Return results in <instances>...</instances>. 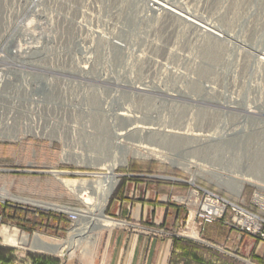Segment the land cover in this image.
Returning <instances> with one entry per match:
<instances>
[{
    "label": "rangeland",
    "instance_id": "obj_1",
    "mask_svg": "<svg viewBox=\"0 0 264 264\" xmlns=\"http://www.w3.org/2000/svg\"><path fill=\"white\" fill-rule=\"evenodd\" d=\"M160 1L224 38L151 12L141 0H0V25L10 29L2 39L72 43L80 65L86 58L93 71L73 99L74 110L48 113L59 125L46 127L45 136L0 139V190L23 200L0 198V246L13 251L14 264H32L28 255L48 264H98L110 233L125 226L140 231L112 215L118 201L130 193L133 200L139 184L179 189L174 203L197 191L248 208L254 192L264 194V177L246 175V166L261 163L253 156L264 150V0ZM205 149L215 153L206 156ZM112 164L117 182L102 215L119 226L89 231L61 256L4 244L3 228L68 241L80 220L71 223L69 214L89 207L62 181L102 180ZM216 176L245 182L236 193ZM178 205L193 215L181 235L204 242L195 225L206 222L197 224L196 207ZM229 219L226 212L216 222L233 229ZM232 256L246 264L237 252ZM246 262L264 264V257Z\"/></svg>",
    "mask_w": 264,
    "mask_h": 264
},
{
    "label": "built area",
    "instance_id": "obj_2",
    "mask_svg": "<svg viewBox=\"0 0 264 264\" xmlns=\"http://www.w3.org/2000/svg\"><path fill=\"white\" fill-rule=\"evenodd\" d=\"M9 30L7 24L0 25V139H39L47 133L46 127L59 125L52 123L49 112L56 115L64 108L75 109L73 99L83 84L87 87L93 71L86 58L85 65H80L77 47L72 43L2 39ZM41 110L45 114L41 115ZM175 201L196 207L194 215L199 226L221 221L229 212L226 225L264 244V194L254 192L248 208L209 192L199 197L197 191H192L190 197ZM191 213L185 228L192 220ZM69 217L71 223L79 218L77 212Z\"/></svg>",
    "mask_w": 264,
    "mask_h": 264
},
{
    "label": "crops",
    "instance_id": "obj_3",
    "mask_svg": "<svg viewBox=\"0 0 264 264\" xmlns=\"http://www.w3.org/2000/svg\"><path fill=\"white\" fill-rule=\"evenodd\" d=\"M134 192L133 200L130 193L127 199L117 202L112 215L129 225H138L140 231L125 226L110 233L98 264H237L232 256L235 252L246 260L264 257L263 243L219 222H206L202 228L195 225L204 242L181 235L189 211L172 201L180 196L179 189L139 184ZM155 231H164L166 236L149 233Z\"/></svg>",
    "mask_w": 264,
    "mask_h": 264
},
{
    "label": "bare ground",
    "instance_id": "obj_4",
    "mask_svg": "<svg viewBox=\"0 0 264 264\" xmlns=\"http://www.w3.org/2000/svg\"><path fill=\"white\" fill-rule=\"evenodd\" d=\"M141 1L145 2L149 6V9L151 12H154V13L161 12L175 19L184 20L187 23H189L191 26H193L196 30L202 33H205L216 40L224 38L223 35L220 34V32L216 31L211 26L207 24H200V23L195 22V20L193 21V20L188 19L181 12L168 6L166 3L161 2L160 0H141ZM140 91H143V90H140ZM149 140H152V139L149 138ZM174 142L171 143L172 146H176L175 144L177 143H174ZM141 144H145L149 147H152V148L144 147V150L149 149V150L156 151L155 147L151 143H141ZM207 149H205V151H202L201 153L206 156L215 153L214 149H209V150ZM260 152L261 154L260 153L255 154L253 157L261 160V163L260 164L256 163L257 165L255 166L253 165L246 166V175L253 179H259L257 178L256 175H261L264 177V150L261 149ZM134 156L144 157L143 154L141 153H136L134 154ZM118 162L124 163L125 161L119 160L117 161V163ZM115 166H116L115 164L107 165L106 166V169L108 171L107 174H105V176L101 178L102 180H98L96 182L76 183L73 181H62L63 185L69 188V190L72 193H74L76 197L78 196L79 199L83 198L82 202L85 203L89 207L87 208V210L77 211L78 216L80 217V220L78 224L70 232V237H69L70 239L68 241L51 239L49 237H46L43 235H37V234L30 238L28 236L21 235L17 230H10L8 228H3L1 235L4 239V244L9 247H16V248H21V249H23L24 247H28L29 250L35 251L38 253L61 256L66 247L70 246L73 241H76L77 238L80 239V237H82L89 231L97 230L101 228L109 229V228H114L116 226H119L120 225L119 223L113 220L104 218L102 215L107 199L111 195V192L114 189L116 182H117L115 176L112 174V171L115 168ZM185 169H188V168H185ZM216 179L222 182L223 184H230L231 187L233 188V191L236 193H239L241 191L242 186L245 182L244 179H241V180L233 179L232 180L229 177H220V176H216ZM87 192H88V195L84 197L83 195L84 194L86 195ZM0 198L2 200H5L7 198L16 199L4 193L3 190H0ZM16 200L23 201L20 199H16ZM32 203L34 205L43 206L47 209H52V210H63V211L70 210L68 208H63V207H59V206H55L51 204H40V203H35V202H32ZM193 237H196V234H193Z\"/></svg>",
    "mask_w": 264,
    "mask_h": 264
},
{
    "label": "trees",
    "instance_id": "obj_5",
    "mask_svg": "<svg viewBox=\"0 0 264 264\" xmlns=\"http://www.w3.org/2000/svg\"><path fill=\"white\" fill-rule=\"evenodd\" d=\"M29 224H31L30 221H27ZM174 246H176L177 241H173ZM30 260L32 261V264H48L45 260V258L41 256H34V255H28ZM17 261L16 257L13 254V251H11L8 248L0 246V264H14Z\"/></svg>",
    "mask_w": 264,
    "mask_h": 264
}]
</instances>
